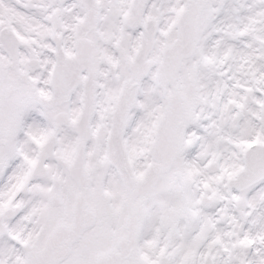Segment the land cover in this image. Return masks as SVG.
<instances>
[{
	"label": "snow or ice",
	"instance_id": "snow-or-ice-1",
	"mask_svg": "<svg viewBox=\"0 0 264 264\" xmlns=\"http://www.w3.org/2000/svg\"><path fill=\"white\" fill-rule=\"evenodd\" d=\"M0 264H264V0H0Z\"/></svg>",
	"mask_w": 264,
	"mask_h": 264
}]
</instances>
